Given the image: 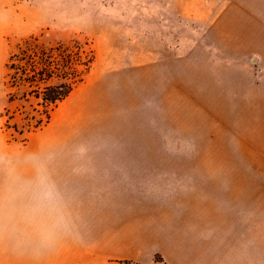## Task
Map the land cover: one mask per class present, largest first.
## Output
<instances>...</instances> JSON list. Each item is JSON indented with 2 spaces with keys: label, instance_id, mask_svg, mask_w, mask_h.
Instances as JSON below:
<instances>
[{
  "label": "rangeland",
  "instance_id": "obj_1",
  "mask_svg": "<svg viewBox=\"0 0 264 264\" xmlns=\"http://www.w3.org/2000/svg\"><path fill=\"white\" fill-rule=\"evenodd\" d=\"M31 36L94 55L48 118L8 82ZM102 153L150 160L147 192L214 213L218 240L264 227V0H0V218L33 157Z\"/></svg>",
  "mask_w": 264,
  "mask_h": 264
},
{
  "label": "crops",
  "instance_id": "obj_2",
  "mask_svg": "<svg viewBox=\"0 0 264 264\" xmlns=\"http://www.w3.org/2000/svg\"><path fill=\"white\" fill-rule=\"evenodd\" d=\"M33 158L12 176L16 216L0 225L16 229L0 231V264H234L225 258L234 249L241 264H264L261 224H242L239 245L229 239L232 230L218 240L214 213L203 217L199 203L147 192L153 181L136 173L150 160L133 153Z\"/></svg>",
  "mask_w": 264,
  "mask_h": 264
},
{
  "label": "trees",
  "instance_id": "obj_3",
  "mask_svg": "<svg viewBox=\"0 0 264 264\" xmlns=\"http://www.w3.org/2000/svg\"><path fill=\"white\" fill-rule=\"evenodd\" d=\"M93 60V52L85 51L82 46L57 43L44 47L37 37L31 36L17 43L16 50L9 55L8 82L10 86L23 85L22 97L38 99L41 111L48 118L51 106L66 98L83 80V71L90 68ZM9 99H13L12 94Z\"/></svg>",
  "mask_w": 264,
  "mask_h": 264
}]
</instances>
